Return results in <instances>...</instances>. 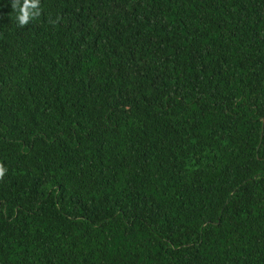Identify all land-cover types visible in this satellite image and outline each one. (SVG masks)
Wrapping results in <instances>:
<instances>
[{
    "label": "trees",
    "instance_id": "trees-1",
    "mask_svg": "<svg viewBox=\"0 0 264 264\" xmlns=\"http://www.w3.org/2000/svg\"><path fill=\"white\" fill-rule=\"evenodd\" d=\"M24 3L0 0V264H264V0Z\"/></svg>",
    "mask_w": 264,
    "mask_h": 264
},
{
    "label": "clouds",
    "instance_id": "clouds-1",
    "mask_svg": "<svg viewBox=\"0 0 264 264\" xmlns=\"http://www.w3.org/2000/svg\"><path fill=\"white\" fill-rule=\"evenodd\" d=\"M38 0H32V2L29 4L28 0H25L24 5L20 8L21 15L19 16V22L21 24L27 23L29 13L26 11V9H35L37 7ZM15 7V5H14ZM32 15H38V12H33ZM3 169H0V174H2Z\"/></svg>",
    "mask_w": 264,
    "mask_h": 264
}]
</instances>
